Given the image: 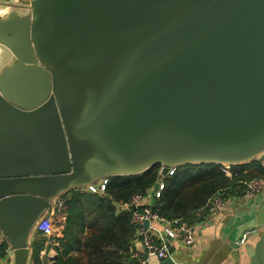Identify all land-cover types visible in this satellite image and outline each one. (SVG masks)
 <instances>
[{
	"label": "water",
	"instance_id": "1",
	"mask_svg": "<svg viewBox=\"0 0 264 264\" xmlns=\"http://www.w3.org/2000/svg\"><path fill=\"white\" fill-rule=\"evenodd\" d=\"M13 4L27 20L0 38V233L12 264H29L38 225L74 189L155 165L159 184L186 164L264 158V0ZM249 256L264 264V234Z\"/></svg>",
	"mask_w": 264,
	"mask_h": 264
},
{
	"label": "trees",
	"instance_id": "2",
	"mask_svg": "<svg viewBox=\"0 0 264 264\" xmlns=\"http://www.w3.org/2000/svg\"><path fill=\"white\" fill-rule=\"evenodd\" d=\"M218 164H186L165 176L161 196L150 198L158 186L161 166L155 165L140 175L113 176L103 193L74 189L61 199L63 207L54 216L62 217V236L55 233L51 240L59 244L53 264H139L132 254L136 248V225L133 208L121 203L143 195L141 207L149 205L168 219H183L192 225L206 219L205 206L212 195L224 192L241 196L245 182L263 176L260 161L233 167L228 177ZM150 195V196H149ZM140 207V208H141ZM47 237L38 233L34 242L32 264H45L41 252ZM45 262V263H44Z\"/></svg>",
	"mask_w": 264,
	"mask_h": 264
},
{
	"label": "crops",
	"instance_id": "3",
	"mask_svg": "<svg viewBox=\"0 0 264 264\" xmlns=\"http://www.w3.org/2000/svg\"><path fill=\"white\" fill-rule=\"evenodd\" d=\"M14 0H0V7L11 9V19L7 23L0 24V38L8 36L20 37L27 20V9L14 6ZM0 45V67L8 63L10 57L6 50ZM153 197L152 190L149 192ZM58 200V199H57ZM263 196H256L252 202L246 201L242 197L230 199V206L222 213L215 216L211 222L201 224L196 227L197 243L189 246L184 243H175L171 248V256L175 264H249V250L254 246L264 234V210L261 204ZM56 209L54 210V212ZM54 215L51 214V216ZM258 229L250 236L248 242L241 247L236 246V241L242 233L248 229ZM38 232L32 242L34 252V242ZM62 235L58 234V237ZM1 247L3 252L0 255V264L13 263V248L9 241L0 233ZM48 239H46L47 242ZM46 257L42 258L45 264H53L58 256L59 244L48 246ZM45 249L42 250L45 251ZM32 252V253H33ZM41 256V255H40ZM146 264H163L162 259L145 255ZM33 254L29 264H32Z\"/></svg>",
	"mask_w": 264,
	"mask_h": 264
},
{
	"label": "built area",
	"instance_id": "4",
	"mask_svg": "<svg viewBox=\"0 0 264 264\" xmlns=\"http://www.w3.org/2000/svg\"><path fill=\"white\" fill-rule=\"evenodd\" d=\"M260 161L261 167L264 171V158ZM176 168H170L166 177L173 175ZM162 170V168H161ZM221 170L228 176L232 177L235 174V170L232 166H222ZM161 172V171H160ZM109 179L104 180L98 187L89 186L86 187L92 192L103 193L106 189V185ZM246 191L241 195L226 197L224 192H217L210 197L206 206V219L201 224H206L212 221V219L218 214L224 212L230 206V199L233 197H242L246 201L252 202V200L260 195L264 194V173L262 177L254 178L245 182ZM164 181L160 182L157 187L152 189L153 196L156 198L161 196V191L164 189ZM145 197L143 195H136L130 201L121 203V208H135L132 222L136 225V248L133 251L132 257L137 260L139 264H146L145 255L157 257L165 260L172 258L171 248L175 243H184L189 246H194L197 243L196 227L198 224L192 225L183 219H168L161 215L158 210H153L149 205L141 207ZM64 201L59 198L55 201L53 207L54 210L63 207ZM141 207V208H140ZM55 213V212H54ZM53 216V215H52ZM50 215L40 222L37 231L43 236L47 237L46 247L56 245L55 241L51 238L55 232V226L53 219ZM148 221V226L145 223ZM258 229H248L244 231L241 237L236 241V246H244L250 236L255 234ZM0 239H2L0 237ZM3 252L0 240V255ZM47 255V249L41 252V257L44 258Z\"/></svg>",
	"mask_w": 264,
	"mask_h": 264
},
{
	"label": "clouds",
	"instance_id": "5",
	"mask_svg": "<svg viewBox=\"0 0 264 264\" xmlns=\"http://www.w3.org/2000/svg\"><path fill=\"white\" fill-rule=\"evenodd\" d=\"M11 9L9 7H0V24L7 23L11 19Z\"/></svg>",
	"mask_w": 264,
	"mask_h": 264
},
{
	"label": "rangeland",
	"instance_id": "6",
	"mask_svg": "<svg viewBox=\"0 0 264 264\" xmlns=\"http://www.w3.org/2000/svg\"><path fill=\"white\" fill-rule=\"evenodd\" d=\"M52 219H53V224H54V226H55V233L58 235H62V217H60V216H52ZM54 233V234H55Z\"/></svg>",
	"mask_w": 264,
	"mask_h": 264
}]
</instances>
